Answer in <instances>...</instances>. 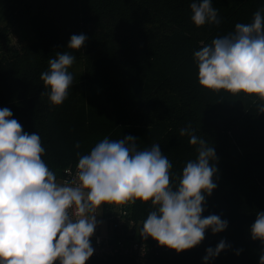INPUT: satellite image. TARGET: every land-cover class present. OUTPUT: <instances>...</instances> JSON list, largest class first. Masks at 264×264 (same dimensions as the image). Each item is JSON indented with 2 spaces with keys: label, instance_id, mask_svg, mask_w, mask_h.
I'll list each match as a JSON object with an SVG mask.
<instances>
[{
  "label": "trees",
  "instance_id": "16d2710c",
  "mask_svg": "<svg viewBox=\"0 0 264 264\" xmlns=\"http://www.w3.org/2000/svg\"><path fill=\"white\" fill-rule=\"evenodd\" d=\"M193 2L0 0V109H10L24 132L40 136L43 159L58 180L78 163L77 153L87 154L105 138L135 137L139 150L159 144L172 163L173 183L197 156L182 128L190 126L215 149L217 186L202 216L226 220L223 232L207 230L197 247L177 254L141 237L152 208L137 202L124 209L115 236L125 239L131 221V239L146 243V255L91 257L86 264H203L206 249L221 240L225 250L208 264H259L264 253L250 235L256 213L264 212V113L251 97L201 88L194 60L237 23H251L258 10L264 15V0H211L220 23L200 28L191 21ZM74 34L87 37L72 53L82 71L65 101L52 106L40 75L56 53L70 51ZM113 213L102 207L109 223Z\"/></svg>",
  "mask_w": 264,
  "mask_h": 264
},
{
  "label": "clouds",
  "instance_id": "9594fccd",
  "mask_svg": "<svg viewBox=\"0 0 264 264\" xmlns=\"http://www.w3.org/2000/svg\"><path fill=\"white\" fill-rule=\"evenodd\" d=\"M197 28L219 24L211 0L190 4ZM84 34L70 37L67 49L48 60L40 75L52 106L61 105L73 84L69 71L72 53L85 44ZM201 88L259 101L264 113V15L254 13L251 23H237L235 30L214 38L194 53ZM197 156L186 163L175 183L172 163L160 145L139 150L132 136L107 138L87 154L78 155L72 179L58 180L44 161L45 148L37 133H26L8 108L0 109V264H86L94 254L91 237L102 207L113 211L137 202L152 210L140 235L177 254L197 247L205 232H223L228 225L219 215L202 216L206 196L216 188L215 149L191 127L182 128ZM80 147L79 143L76 145ZM122 214L127 215V212ZM252 240L264 244V212L256 213L250 228ZM226 244L206 249L203 264L215 259ZM239 254V253H237ZM264 264V253L259 256Z\"/></svg>",
  "mask_w": 264,
  "mask_h": 264
},
{
  "label": "built area",
  "instance_id": "2783aa9c",
  "mask_svg": "<svg viewBox=\"0 0 264 264\" xmlns=\"http://www.w3.org/2000/svg\"><path fill=\"white\" fill-rule=\"evenodd\" d=\"M76 165L77 163L66 168L59 180L72 179L76 171ZM123 212L126 211L124 209H122L121 211H114L113 215L109 216L111 224V233H108L106 236L94 234L91 237V245L94 248V254L92 255V257H99L105 259L114 255H136L139 258H142L146 255L149 248L148 246H146V243L131 239V221L128 223L127 237L125 239L117 238L115 236L118 231H121L123 225V218L125 216L124 214H122ZM118 218H120V220H118ZM104 219L107 221L106 218Z\"/></svg>",
  "mask_w": 264,
  "mask_h": 264
},
{
  "label": "rangeland",
  "instance_id": "374dc122",
  "mask_svg": "<svg viewBox=\"0 0 264 264\" xmlns=\"http://www.w3.org/2000/svg\"><path fill=\"white\" fill-rule=\"evenodd\" d=\"M14 37L17 38L16 34H13ZM15 41V40H14ZM79 63H74L72 67L69 69L71 74L73 75V78H76L79 73H81L82 68ZM97 227L95 230V235H100V236H106L108 233H111V224L108 223L104 217L102 216V208L100 209V213H98L97 216Z\"/></svg>",
  "mask_w": 264,
  "mask_h": 264
}]
</instances>
